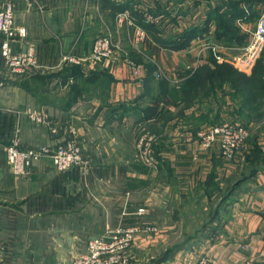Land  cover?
<instances>
[{
    "label": "crops",
    "instance_id": "crops-1",
    "mask_svg": "<svg viewBox=\"0 0 264 264\" xmlns=\"http://www.w3.org/2000/svg\"><path fill=\"white\" fill-rule=\"evenodd\" d=\"M8 1L14 5V21L26 30L23 44H33L41 61L24 77L28 82L20 85L22 77L10 76L0 55V80L4 83L0 88V264H71L89 239L134 226L139 228L128 250L135 264H151L171 245L176 246L172 255L159 264H188L202 255L220 264L247 260L264 264V171L248 180L235 199L230 195L234 200L214 203L221 194L211 195L205 187L209 175L214 173L213 182L222 185L233 168L221 156L218 142L203 148L190 131L196 125L187 122V116L193 119L200 113L192 107L203 101L195 99L193 106L178 111L167 105L164 97L165 89L170 93L169 86L175 87L174 81L183 82L184 71L193 72L211 57L217 64L236 69L233 52L237 46L219 43L213 24L208 33L182 50L149 41V49L145 44L144 50L157 46L152 52L155 61L166 52L172 57L170 68L164 67L172 82L164 81L160 90V79L145 81L144 67L142 78H138L119 57L108 64L84 58L90 55L103 23L108 21L114 27V17L112 21L108 11L115 12L127 0H0V4ZM129 1L134 7L147 3L146 8H154L156 0ZM159 1L167 14L151 20L160 21L163 37L200 24L208 10L207 0ZM132 23L134 33L138 26ZM237 25L249 36L255 22ZM146 36L151 40L147 32ZM183 53L190 56L180 60L178 55ZM68 54L83 57L78 65L85 72L99 75L106 71L112 81L100 84L105 81L103 76L96 77L95 84L72 78L65 82L60 78L37 83L29 80L36 74L60 71L70 63L61 59ZM74 83L76 89L71 91ZM219 94H212L210 100L214 98V117L221 119L228 117L233 101L227 94L220 99ZM220 104L230 111L224 113ZM27 107L44 110L47 122H31L22 112ZM144 109L153 112L157 120L140 121ZM262 123L264 127V117ZM143 124L160 136L155 146L159 163L153 173L136 160L135 140ZM17 125L25 146L54 148L75 136L90 162L88 182L79 185L77 169L58 171L43 158L31 166L29 174H13L4 148ZM141 206L146 209L144 215L136 213ZM156 245H163V250L152 252Z\"/></svg>",
    "mask_w": 264,
    "mask_h": 264
},
{
    "label": "trees",
    "instance_id": "trees-1",
    "mask_svg": "<svg viewBox=\"0 0 264 264\" xmlns=\"http://www.w3.org/2000/svg\"><path fill=\"white\" fill-rule=\"evenodd\" d=\"M207 1L208 10L204 20L200 24L189 25L182 29L180 33L169 35L168 37H163L160 35V32L162 30L160 21L157 22L151 20L152 18L160 17L162 13L165 15L167 14V10L163 9L164 7L159 0H156L154 2V8H146L140 5H135L134 7L131 5V2L127 0V2L122 6H120L119 8L117 7L115 9V12L108 11L107 16H109L113 21V17L116 18L118 11L129 10L132 14L131 16L134 17L133 19L131 17L129 18L133 21L132 25L136 24L138 27L142 28L145 33L147 32L149 36H151V40L147 39V36L145 40V44L148 46V49L151 45L149 41H151L163 48L176 51L182 50L184 48H187L189 42L194 38L202 37L203 34L208 33L212 24L214 25L213 34L215 36V39L219 43L235 46L244 45L248 40V34L242 33L240 31L237 22H256L261 13L260 9L258 8L257 11L256 9H254V6L259 3V5L262 6L263 9L264 0H213V3H211L212 0ZM103 8L107 10L106 7ZM175 16L176 15H174L173 17L175 18ZM173 17L172 19H174ZM17 46L18 44H15V48ZM155 48L158 49L157 46H153L151 50H148L149 54H152V52L155 51ZM145 52L148 53L146 49ZM129 56L132 60L136 61L137 64H143L144 62L142 58L143 55H140L135 51H133ZM40 61L41 58L39 55L37 57V63ZM143 65L146 70V74L144 77L145 81L148 82L154 79V64L152 62H149ZM211 65H213V67H211ZM263 69V59H260L257 62V65L251 75H246L237 71L229 64H217L216 61L211 57L209 59V62L200 65L193 72L190 73V71H184L183 75L186 76L183 79V82L179 85L178 89H180L179 92H181L183 96H203L209 93L216 94L218 91H222L224 93V88L225 86H227V94L233 101L232 111L239 117H241L242 121H249L252 117L257 119L258 121L264 114V105H262L264 104ZM26 76L28 75L20 76V78L22 77V81L19 83L20 85H23L25 83V80L27 79H25L24 77ZM98 76H103L101 78L105 81H112V77H108L109 75H107L106 71L102 72L101 74L99 73V75H91V72H85L81 68V65L73 63H66L58 72L45 73L43 75L36 74L29 80L33 82L35 81V83L40 81L46 82V80L49 81L53 78L63 79L64 82L69 78H72L74 81L80 79L92 81L95 80ZM160 81H162L161 85H164L166 82V80ZM74 89H76V83L72 84L71 91H74ZM186 101V104L184 105V107H182L183 109L188 108L192 100L186 98ZM43 102L46 103V100H43ZM144 111H146V114H144L143 118L139 119L140 121L151 119V116H153L157 120V117H155V114L153 112L151 114H148L146 109H144ZM163 112L164 111H161V113ZM246 114H250L251 116L246 118ZM231 122L234 123V121ZM219 123H222V120H219L218 115H215V121L212 125ZM10 137L11 134L6 141V144H8ZM249 144V151L243 153L244 159H246L245 163H242L243 168H240L237 172L238 177L234 180H232V176H228L227 178H225V192L221 194V198L217 203L218 205L234 200L237 197V194H239L241 188L245 186L248 180L252 179L258 172L264 171V163H255L256 161H260V158L258 156H264L260 153V146L257 145L256 139L253 138L249 140ZM212 177H214V173H211L209 175L208 180L205 183V187L207 188V190H209L210 188H215L218 192H221L222 190L220 185L215 184L212 180ZM230 195H234V199H230ZM174 246L162 252V254H160L157 259H152L151 264H159L160 262L165 260L167 256H171V251ZM126 264L135 263L134 261H129Z\"/></svg>",
    "mask_w": 264,
    "mask_h": 264
},
{
    "label": "built area",
    "instance_id": "built-area-1",
    "mask_svg": "<svg viewBox=\"0 0 264 264\" xmlns=\"http://www.w3.org/2000/svg\"><path fill=\"white\" fill-rule=\"evenodd\" d=\"M129 20L126 12L116 15L117 21L124 18ZM149 18V17H148ZM14 6L11 1L0 4V54L4 61V66L8 74L12 77H20L30 74L31 71L38 68L36 57V49L33 44H23L26 30L24 27L14 28ZM140 38L144 37V30L136 27ZM248 41L239 47L233 55L234 66L241 72L249 71L254 62L258 59L264 47V9L259 18L255 22V26L251 31ZM111 35L106 34L104 37L96 38L92 46V59L99 61L107 56L104 50L105 46H109L112 42ZM23 38V39H22ZM20 47L15 48V44ZM214 47V46H212ZM67 61L75 60L68 56L63 57ZM139 66L135 67L136 71ZM4 85L0 80V88ZM22 112L26 117L34 123H43L46 121V114L43 111L27 107ZM247 130L231 121H223L222 123L211 125L202 129L198 133L204 148H211L215 142H218L221 156L229 160L234 154L239 153L243 148L244 140L247 137ZM153 136L146 134L142 136L137 143V152L143 163L153 169H157L158 163L156 155L153 153L151 143ZM6 161L10 166V170L17 176H25L29 174L33 163L43 157H48L52 161L53 167L58 171H67L77 169L82 176L89 173V164L80 163L81 152L80 147L73 141L60 143L54 148L46 145L37 147L25 146L21 140V129L17 125L12 132L8 144L4 148ZM146 209L139 207L136 211L138 215H144ZM138 226L131 228H116L107 232L106 236L95 237L88 241L85 253L73 256L71 264H125L127 257L123 252L129 248L134 239V233L138 230ZM151 230V229H148ZM188 264H220L215 258L202 255L196 260ZM231 264H253L252 261H234Z\"/></svg>",
    "mask_w": 264,
    "mask_h": 264
},
{
    "label": "rangeland",
    "instance_id": "rangeland-1",
    "mask_svg": "<svg viewBox=\"0 0 264 264\" xmlns=\"http://www.w3.org/2000/svg\"><path fill=\"white\" fill-rule=\"evenodd\" d=\"M146 4L147 3L144 4V7L145 6H148ZM86 6H88V5H86ZM258 8L260 9V13H261L262 10L264 9V6H263V9H262V6H260L259 3H257V5L254 6V9H256L258 11ZM124 12H126L127 15L130 18V12H129V10L118 11L117 13L118 14H121V13H124ZM112 24H113V22H112ZM13 27L14 28H21V26H18L17 23L14 20H13ZM112 27L113 26L108 21H106V23H103V27L100 30L101 33L100 34H97L98 36L96 35L98 38L104 37L106 34L111 35L110 39H111V42H112V46H111V44H109L108 47L107 46L104 47V48H108L107 50H104L107 53V56L105 58L97 61V62H103L105 64L106 63L108 64V62H111L113 60H116L119 57V58L123 59L122 61L124 62V64H126L127 66L130 67V69H129L126 66L130 70V72H131V74H132L133 77L135 75V72H134L135 67L136 66H139V69L136 71V76L138 78H142L141 77L142 72L145 71V67H144L143 64H147L149 62H152L156 66V68H155L156 70H154V72H153L154 73V77L156 79L166 80V81L172 82L170 80L169 75L164 71V67L170 68V66H168V65H170L169 64V61H170L169 59L172 60V57L167 54L168 52H166V54H162L163 56L160 57V59L157 58L156 61H155L154 57L152 56V54H149L148 50H146L148 53H146L145 50H143V48H146L145 47L146 33L144 32V37L143 38H140L139 32H136V28L134 29V33H133V30L131 28V19L128 20V17L127 18H124L122 21H120V20L117 21L116 18H114V27L113 28ZM128 33L130 34L129 37L127 36ZM248 37H250V36H248ZM24 38H25V36H24ZM95 39H94V41H95ZM94 41H93V43H94ZM92 46H93V44H92ZM237 47H239V46H237ZM147 49H148V46H147ZM133 51L137 52L140 55H143L142 56L143 61H144L143 64H140V63L137 64L136 61H134V60L131 59V57L129 56V54H131ZM233 53H235V52H233ZM91 54H92V50L90 52V55H88V56H86L84 58L87 59V60H89V61H91V62H96V60H94V59L91 58L92 57ZM122 54L125 55V57H122ZM164 55H166V56H164ZM66 56H68L69 58L74 59L75 61L74 62H71V61H67L66 60L65 62H70V63H74V64L80 63L82 61L81 58H83V57H80L79 58L76 55H69V54L66 55ZM189 56L190 55H187V54H184L183 53V54L178 55V58L180 60H184L185 58H188ZM208 56H209V54H208ZM61 59L62 60H65L63 58V56H61ZM260 59H263V64H264V47H263V50L261 51L258 59L254 62L252 68L249 71H246V72H243V73L246 74V75H251L253 73L254 68L257 65V62ZM233 65H234V63H233ZM143 67H144V71H143ZM236 70L240 71L237 68H236ZM263 78H264V69H263ZM81 81H85L86 83H90L91 82L90 84H95L97 82V81H94V80H92V81H86L84 79H81ZM104 82H106V81L99 82V83L100 84H103ZM158 82H159V85H158L159 86V89L161 90L162 81H158ZM173 84L177 88L169 86L171 88V92L170 93H167L166 92V89H165V94L166 95H164V97H165L166 100H168L167 105H171V106L173 105V106L179 108L178 111H180L181 108L184 107V105L187 102L186 101V98H189L190 100H192L190 106H193V104L195 102V99L198 100L200 103H202V101H203L202 105L201 104L200 105H194V107H192V108L195 109L196 112L200 111V113L198 112L197 115L194 114L195 117L193 119H192L191 116H187L188 117L187 122H191V123L194 122V124L196 125V127H191V130L190 131L193 132V134L196 135V137H198V133L202 129L211 126L213 124V122L215 121V117H214L215 105L212 103V101L214 100V98H212L210 100V97L212 95L211 93H209L205 98L201 97L200 95H194V96H192V95H188L187 96L186 95V96H183V94L181 92H179L180 89H178L179 84H180L179 81H174ZM173 84H170V85H173ZM71 87H72V85H71ZM173 89H175V90H173ZM224 90H225L224 93L222 91H219L220 92V94H219L220 99L224 98V96L227 94L228 87L225 86ZM221 96H222V98H221ZM204 99H207V102H204ZM177 100H179V103L177 102ZM181 105H182V107H181ZM262 105H264V104H262ZM220 106H221V109H223L222 111L224 113H226V111L227 112L230 111L229 108L227 109V106L226 105L221 104ZM31 108L36 110V108H33V107H31ZM39 111H43L44 112V110H42V109L39 110ZM210 111H212V112H210ZM250 116H251L250 114H246L245 115L246 118H248ZM47 117L48 116L46 114V121L43 122V123H38V124H44V123H46L47 122ZM263 117H264V114H263L262 118L260 120H258V121L254 117L250 118L249 121H244V120L242 121V118L241 117H239L233 111H230L228 117H226V118H222L221 117V119L219 118V120H222V122L223 121L224 122L225 121H234V123L243 126L247 130V132H248L247 133V137L244 140L242 150L239 153L234 154L228 160L229 162H231L232 168H233V170L228 174V176H232L231 177L232 180H234L235 178L238 177V175H237L238 170L240 168H243L242 163H245V159H246V158L244 159L243 153L249 151L248 150L249 149L248 148V144H249V140L250 139H252V138L253 139H256L257 145L260 146V148H261L260 153H261V155H264V140H263L264 139L263 138L264 137V127H263V123H262ZM151 119H152V121L155 120V118L154 119L151 118ZM245 120H248V119H245ZM155 122H151V123H155ZM138 129H139L138 130V135L136 136V140H135V149H137V143H138L139 139L142 136H144L146 134H149V135H152L153 136V140H152V143H151V148L153 150V153L156 155V153H155L156 150H154V149H155L156 143L158 141V138L160 136L158 134L154 133V132L149 131L147 128H145L144 124L142 126L138 127ZM198 139H199V141L201 143V140H200L199 137H198ZM65 140L66 141H62L61 143H65L67 141H73L74 143H76L80 147V149H82L81 145L76 140V137L75 136L69 137V138H67ZM261 140H263L262 143H260ZM201 145H202V143H201ZM249 146H250V144H249ZM33 147H37V146H33ZM79 151L81 152V161H80V163H90L89 160H87L83 156L82 150H79ZM220 153H221V151H220ZM258 157L260 158V161H256L255 163H264V156H258ZM41 159H39V160H41ZM43 159L45 160V162L52 163V161L48 157H43ZM39 160H37V161H39ZM136 160H137L138 163H141L142 165L146 166L143 163V161L141 160L138 152H136ZM225 160H227V159H225ZM37 161H35L33 164H35ZM156 163H159V161H156ZM146 167H148V166H146ZM148 168L150 169L151 173H153L154 171L157 170V169H153V168H150V167H148ZM78 173H79V171H78ZM227 177H225V178H227ZM225 178L223 180L222 185H220L222 191L221 192H218L215 188H210L209 189V193L211 195H214V194L219 195V194H223L225 192V187H226ZM87 182H88V180H86V176H82L79 173V177H78L77 183L80 185V183L83 184V183H87ZM220 198H221V196H218V198L216 199V201H213V202L214 203L217 202ZM211 199L212 200H215L214 196H212ZM195 204H197V203H195ZM141 207H143V206H141ZM194 208H196V207H194ZM219 214H220V210L217 211L216 215L218 216ZM91 239H93V238H91ZM91 239H89V240H91ZM132 243H133V241L131 242V244ZM131 246L132 245H130L129 248H127V250H125L123 252V255H125L127 257V262L126 263H128L130 261V259H129V250L131 249ZM162 246L163 245H156V246H154V248L152 249V252H155V253L161 252L163 250ZM172 246L173 245H171V247ZM86 247H87V244H86ZM83 252H80V253H83ZM80 253H77V254H80ZM77 254H75V255H77Z\"/></svg>",
    "mask_w": 264,
    "mask_h": 264
}]
</instances>
